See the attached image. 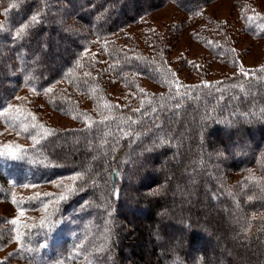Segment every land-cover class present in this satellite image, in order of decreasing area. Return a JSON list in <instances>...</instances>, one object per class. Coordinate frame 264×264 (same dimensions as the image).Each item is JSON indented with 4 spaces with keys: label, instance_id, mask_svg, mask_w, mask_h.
I'll use <instances>...</instances> for the list:
<instances>
[{
    "label": "trees",
    "instance_id": "trees-1",
    "mask_svg": "<svg viewBox=\"0 0 264 264\" xmlns=\"http://www.w3.org/2000/svg\"><path fill=\"white\" fill-rule=\"evenodd\" d=\"M215 1L0 0V110L31 87L61 90L52 102L59 111L73 103L69 94L89 93L99 114L8 160L2 174L14 187L71 174L78 181L0 264H150L129 250L133 229L139 244L152 242L153 264H264V65L184 82L187 60L176 67L170 59L173 30L148 29L143 42L124 34L168 3L191 14ZM211 29L198 42L236 69L234 44L217 43ZM116 81L128 89L123 106L109 92ZM146 82L163 92H145Z\"/></svg>",
    "mask_w": 264,
    "mask_h": 264
},
{
    "label": "rangeland",
    "instance_id": "rangeland-1",
    "mask_svg": "<svg viewBox=\"0 0 264 264\" xmlns=\"http://www.w3.org/2000/svg\"><path fill=\"white\" fill-rule=\"evenodd\" d=\"M3 22L4 18L0 12V27ZM212 25L217 29V43L224 39L225 42L231 41L232 45L234 44L236 69L212 59L207 46L198 42L200 31L212 32ZM174 27L181 28L178 30ZM148 29H154L161 35L173 30V36H177V40L170 59L176 67L187 60V68L178 74V78L184 82H197L201 79L217 82L264 65V0H217L191 14H185L174 3H168L141 23L127 28L124 34L129 40L136 38L143 42L148 39L145 36ZM2 42L10 45L7 40ZM142 89L147 93H161L164 90L151 82L144 83ZM56 92L61 93V90L52 89L47 94H39L31 87H22L9 106L0 110V234L9 241L7 245L0 247V263L14 259L20 244L17 237L21 241L27 230L41 224L61 201L60 196H67L72 192H66L65 188L75 187L78 181V175L71 174L48 184L24 181L22 185L14 187L2 174L7 172L9 159L21 154L24 149L40 141L53 129L83 126L99 116L95 97L89 93L75 97L69 94L73 102L70 107L60 111L55 109L52 102L57 97ZM109 92L118 104H127L128 89L120 82L116 81ZM248 175L250 180L253 177L258 179L259 173L255 168L250 170ZM71 177L77 179L72 180ZM238 179L239 176L236 175L231 183L237 182ZM21 212L24 213L23 216L20 215ZM12 220L17 223L12 224ZM140 221L148 225L152 232L155 230L154 223L150 225L146 219ZM128 224L127 222L126 226L132 231L133 227ZM133 230L129 235L130 239H133L130 252H135L146 262L153 264L155 254L152 253V242L149 245L146 238L147 242L139 244L140 238L136 239L137 230ZM222 252L225 257V250ZM127 254L130 258L129 251ZM135 261L133 259L132 264Z\"/></svg>",
    "mask_w": 264,
    "mask_h": 264
},
{
    "label": "snow or ice",
    "instance_id": "snow-or-ice-1",
    "mask_svg": "<svg viewBox=\"0 0 264 264\" xmlns=\"http://www.w3.org/2000/svg\"><path fill=\"white\" fill-rule=\"evenodd\" d=\"M13 6L15 7L16 5H13ZM39 22H40V20H39V15H38V14H34V15L31 16V23H39ZM28 28H29V24H27V23L24 24V25L19 29V31H17L16 36L19 37V36L23 35L24 32H25V30L28 29ZM206 86H210V85H206ZM49 91H51V89H49ZM10 154H13V153H10ZM13 155H14V154H13ZM71 179H72V180H76L77 177H71ZM74 190H75V188L72 187V186H67V187L65 188V191H66V192H71V191H74ZM66 198H67L66 195H63V194H62V195L60 196V199H61V200H64V199H66ZM20 215L23 216L24 213L21 212ZM10 222H11L12 224H16V223H17L16 220H12V221H10ZM17 242H18V243H22V241H20L19 237H17Z\"/></svg>",
    "mask_w": 264,
    "mask_h": 264
}]
</instances>
